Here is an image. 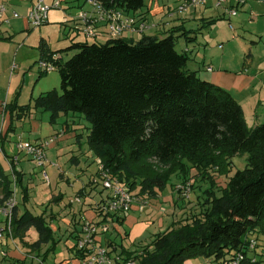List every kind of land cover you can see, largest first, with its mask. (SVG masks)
Wrapping results in <instances>:
<instances>
[{
	"label": "trees",
	"instance_id": "16d2710c",
	"mask_svg": "<svg viewBox=\"0 0 264 264\" xmlns=\"http://www.w3.org/2000/svg\"><path fill=\"white\" fill-rule=\"evenodd\" d=\"M96 1L106 10L134 13L146 1L155 0ZM36 49V66L40 60H50L56 66L59 91L40 93L24 105L16 98L5 104L3 112L9 116L6 133H13L15 122L23 121L32 111L48 112L50 124L59 114H79L89 124L86 144L96 160L133 196L147 203L163 192L173 175L184 183L194 170V178L209 181L201 212L153 234L135 255L120 251L118 256L124 262L184 264L204 257L222 264L227 257L242 253L241 264H261L254 257L257 245L250 250L247 240L250 235L264 236V121L248 129L241 105L228 90L188 71V57L175 50L173 31L164 38L143 36L135 42L117 37L103 43L71 42L55 52H49L40 39ZM72 50L76 52L66 61L52 60L53 55ZM37 70L39 78L48 74ZM58 133L65 132L54 135ZM75 139L80 143L81 136ZM20 154L27 156L16 150L6 157L17 156L16 163L10 161L8 173L0 163V205L13 196L16 200L20 188L23 210L18 213L17 203L12 209L11 236H22L33 228L37 238L29 251L37 255L41 246L49 245L41 255L43 262L59 241L54 240L45 216L26 208L29 188L15 168ZM237 155H246L245 164L232 173V159ZM71 160L74 163V157ZM215 174L226 178L219 194L214 190ZM95 213L100 216L96 207ZM124 219L117 223L123 224ZM107 246L115 247L113 243ZM20 259L14 262L23 264L25 257Z\"/></svg>",
	"mask_w": 264,
	"mask_h": 264
},
{
	"label": "rangeland",
	"instance_id": "374dc122",
	"mask_svg": "<svg viewBox=\"0 0 264 264\" xmlns=\"http://www.w3.org/2000/svg\"><path fill=\"white\" fill-rule=\"evenodd\" d=\"M230 1L231 4L229 3ZM165 2L171 5L176 4L175 0H165ZM210 2L211 0H209ZM62 4L65 3L62 1ZM204 5L205 3L199 5L197 9H203ZM207 5H209L208 2ZM233 6L234 0H225L215 10L216 13L222 11L221 19L216 20L212 25L203 27L194 26L197 29L196 35L200 42L198 49L200 51L205 50L206 52L204 62L201 61L203 59L201 58L199 64L209 65L212 58H222V67L223 65H227L226 69L236 73L246 70L248 75L255 76L257 84L253 87V90L260 87V85L261 87L258 92L253 91V96L250 92L231 94L241 105L246 126L248 129H251L264 121V0H246L245 4L237 7L236 16L229 18L225 10L233 9ZM6 7H8L7 10L12 14L13 9L7 5ZM19 10L17 8L14 9L17 14H21ZM8 11H6V15H9ZM67 17L71 18V14ZM6 18L8 17L6 16ZM45 26L46 24L35 29L30 28L26 30L20 19L9 20L8 23L1 22L0 101L2 103L9 104L16 98L18 104L24 105L40 93L51 89L59 91L60 79L57 70L40 78L38 77L39 71H37L35 63L38 57L36 49L39 42L38 34L39 31L44 30L42 33L51 50L66 48L70 45V40L67 38L65 26ZM181 37L177 40L175 36V50L188 57L190 53H186L185 49L179 51V47L182 44ZM79 40L82 41L83 38H79ZM87 41L91 43L94 40L87 39ZM218 45H221V48H218ZM75 52V50L69 52L63 51L61 53L62 60L66 61ZM29 67L32 68L29 69ZM186 68L188 71H191L187 66ZM27 118L23 122L16 123L15 133L9 134V142L7 146L5 145L8 153H16L13 144L18 138L31 142L45 140L54 135V130L59 132L66 124L70 126V131L67 132L65 137V134H62L63 137H58L55 144L46 149L47 164L44 168L36 166L34 163L27 161V159L25 160L23 154H20V161L16 165V169L23 174V184L29 186L30 192L25 204L26 208L35 215L43 214L53 229L54 240L59 241L54 251L50 252L46 260L43 261V264H63L66 263L65 260H68L67 263L71 264L69 253L73 251L72 249L70 250L73 240L69 238L71 237L69 229L71 231L74 228L79 216V211L74 212L75 209L78 210V208L86 204L83 201V197L90 195L89 193L92 191V189L90 190L91 183H94V174L97 169L96 159L86 144L88 132L86 127L88 128L89 124L81 115L74 113L59 115L55 124L52 125L49 123L48 112L36 110ZM71 133L81 136L80 143H77ZM72 156H76L79 159L78 164L72 162ZM245 158L246 155L234 156L232 159V173L244 167ZM0 163L8 173L10 167L1 152ZM158 169L160 171L161 168ZM44 172L47 177L46 179L43 175ZM195 174L194 170H190L189 179L184 183H181V180L177 176H171L168 185L162 192L167 196H173V200L175 198V202H173L174 208H171L172 210L168 212L169 217L172 218L171 223L178 222L183 224L194 214L202 210L201 204L205 197L203 191L208 188L209 181L194 178ZM87 180H89L87 186L90 188L87 193L84 190V195L83 193H79V189L82 187L83 182ZM212 180L216 184L214 190L216 194H219L218 189L224 186L226 178L215 174L212 176ZM96 184L101 187L99 183ZM95 187H97V194L100 188L98 186ZM20 191L18 187L16 202L19 214L23 210ZM103 192L105 193L106 191ZM1 196L0 191V198ZM76 197L79 198V203L75 202ZM88 213L89 211H87ZM132 213L136 216L139 215L138 212ZM157 215L159 216V213ZM139 216H141L140 219L144 220L147 215L144 212L140 213ZM166 216L164 215V217ZM184 219L187 220L184 221ZM152 220L155 225L152 224L148 227L146 235L148 233L156 234L163 232L170 227L159 228L155 215ZM164 222H166L165 219ZM2 223L3 217L0 214V224ZM5 237L6 244L4 246L0 245V264H19L14 261H21L20 258H23V256L25 257L23 264H34L41 261V255L49 247V245L41 246V251L37 255L29 251V245L37 238V234L33 228L22 236L14 235L13 238L11 235H7ZM255 239L257 247L254 257L260 260L261 264H264V236L257 235ZM150 240L151 237L144 244H147ZM144 244L140 246V249L145 246ZM129 248L130 244L126 246V249ZM184 264L217 263L213 262L212 258L199 257L186 260Z\"/></svg>",
	"mask_w": 264,
	"mask_h": 264
},
{
	"label": "crops",
	"instance_id": "0c3cea01",
	"mask_svg": "<svg viewBox=\"0 0 264 264\" xmlns=\"http://www.w3.org/2000/svg\"><path fill=\"white\" fill-rule=\"evenodd\" d=\"M45 1L47 3H50L52 0H45ZM62 1L65 4H62ZM35 2L36 0H1L0 4H6L10 8H12L13 11L15 8L20 9L19 11L21 12V14H18L19 16L18 18H12L8 10L7 11L9 12V15L5 14L4 18H6L7 16L9 18V19L6 18L8 21L15 20V19L22 20L23 27L26 30H28L30 29V26L25 16H26L28 9ZM60 2H61L60 8L52 9L49 12L48 21L45 23L46 26H53V25H56L58 27L60 25L65 26L67 29V32H66L67 38H69L70 43L71 42H84V41L88 42L87 38L80 31L82 25H81V22L78 20L81 12L90 11L91 9V6L88 4L87 0H60ZM175 2L176 4L171 5L165 2V0L146 1L145 6L139 11L134 12V13L133 12L126 13L128 15L134 16V18H136L137 21H143L144 24L146 25V28L143 30L135 29L133 31L124 32L118 38H121L128 42H135V41L140 40L143 36L162 38V37L167 36L170 33V31L171 32L173 31V36L174 37L176 36L177 40H179V37L182 36L181 37L182 44L179 47V51H182L183 49H188V52L190 53V56H188L187 67L189 68V70L194 71L200 79L209 81L221 88H224L228 90L231 94L232 93L243 94L246 92H250L252 95L253 91L258 92L260 90L261 85L260 87L257 86L258 88L253 90V87H255L257 84L255 76L248 75L246 70L236 73V72H232L226 69L227 65H223L222 67V58L221 59L212 58L209 62V65L199 64V60L201 58H203L201 61L204 62L206 52L205 50L200 51V49H198V45L200 44V42L198 41L197 35H196L197 29H195L194 26L195 25H197V27L207 26V24H204V23H206L208 20L222 18V11L220 13H216L215 11L219 8V7H215L214 5L215 0H211L210 3H209V0H206L205 5L203 6V9L198 10L197 8L199 6H196L195 8L187 9L183 13L177 12L176 7L178 6L179 1L175 0ZM207 2L209 5H207ZM229 3L231 4V1ZM245 3H246V0L244 4ZM70 14H71V18L67 17ZM212 15L214 16L212 17ZM94 27L96 29V36L92 40L97 41L99 43H103L111 38L107 32L105 23H102L101 21H97ZM42 31H39V34H38L39 41L40 39L43 40L49 52L63 50V49L51 50ZM184 32H189V33H187V36H184L182 35ZM79 38H83V40L80 41ZM37 52H38V57H37V60H38L39 51L37 50ZM56 56L57 58H61L62 54L59 53ZM31 68L32 67H29V69ZM207 68H211V71H208ZM4 105L5 103H2L0 101V115H1V118H0V141H1L0 148L2 149V151L0 152L2 153L3 158L6 161L7 159L6 157L12 156L13 154H15V152L8 153L7 148L5 147V145L7 146L9 142L8 140H9L10 133L9 134L6 133V130L9 124V116L7 113L4 114L3 112ZM31 114L28 117H30ZM23 121H20V122H23ZM16 123L18 122H15V129H16ZM15 129L13 133H15ZM60 131L65 132L64 133L65 134L64 137H65L67 135V132L70 131L69 124H66ZM54 133H56L55 130H54ZM73 133L71 134L73 135ZM73 136L76 138L77 134H74ZM40 141L41 140L31 142V141L24 140V142H28V143H37ZM72 157H74V160H75L74 163L78 164L79 159L76 156H72ZM24 158L25 160L27 159V161H30V159L27 156L26 157L24 156ZM88 183H89V180H87L86 182L84 181L82 187L79 189V191L82 190V193L84 195H85L84 190H86V193L87 191H89L90 187L87 186ZM95 186L99 187V185H97L96 183H91L90 190L92 189V191H90L91 192L89 193L90 195L88 197H85V196L83 197V201H85L84 203L86 204L83 207L81 206L80 208H78V210L75 209L74 211V212L79 211V216L75 222L74 228L71 229V231L69 229V232H71V237L69 238L73 240L72 241L73 244H71L70 246L71 247L70 250L72 249L73 251L72 252L70 251L69 253L70 255L69 259H71L70 260L71 264H78V258H77L78 255L75 251L74 244H75L77 237L80 234V231H81L80 225L82 221L83 220L99 221V217L95 213V207H96L97 202L103 199L105 197L104 195H106L107 192L104 193L103 192L104 190H102V188L99 187L100 190L96 194L97 187ZM27 187L29 188V186ZM174 200H173V196H167L166 194L160 193L155 199H149L147 203L148 206L144 207L142 211H139L138 205L134 204L129 214L126 217H124L125 219H124L123 224H120L118 222V224L114 225V228L112 229V231L103 235V238L101 240L103 245L107 246L109 243H113L115 246V250H114L115 252L114 251L112 252V257L115 255V253L118 254L122 250H126L127 252H130L132 254L134 253L137 254L138 252H140L141 250L140 246L146 243L148 239L152 237L153 235V233H148L147 235L145 233L147 232L148 227L150 225L152 224L155 225V223L152 220L154 215L156 216V221H157L159 228H164L165 226L169 227L171 224L172 218L169 217L168 212L172 210L171 208H174V204H173V202H175ZM87 211H89L88 214H87ZM132 212H138L139 215L140 213L145 212L147 215L146 219L142 220L140 219L141 216L139 215L136 216ZM157 213H159V216L157 215ZM164 215H167L168 217L167 216L164 217ZM164 219L166 220V222H164ZM128 244H130V248L126 249V246H128ZM0 245L4 246L3 244H1V242H0ZM134 251H137V252H134ZM65 262L66 263H63V264H68L67 263L68 260H65Z\"/></svg>",
	"mask_w": 264,
	"mask_h": 264
},
{
	"label": "built area",
	"instance_id": "2783aa9c",
	"mask_svg": "<svg viewBox=\"0 0 264 264\" xmlns=\"http://www.w3.org/2000/svg\"><path fill=\"white\" fill-rule=\"evenodd\" d=\"M91 6L90 11L81 12L78 20L81 22L80 31L87 38H95L96 29L94 25L97 21L105 23L107 32L111 38H118L124 32L137 30H143L146 25L143 21H137L132 15H128L121 10L104 9L96 0H87ZM206 0H180L177 6V12L183 13L189 8H195L202 5ZM225 0H215V7H220ZM245 0H234L233 9L225 10L229 17L236 16L237 7L243 5ZM61 7L60 0H52L47 3L45 0H36V2L28 9L26 13V20L31 28H38L44 25L49 18V12L52 9ZM7 11V7L4 4H0V24L1 22H7L3 17ZM12 17L17 18L18 14L12 12ZM232 28L231 26H229ZM221 48V45L218 46ZM186 53L188 49L184 50ZM57 56L53 55L52 60H56ZM37 68L41 72L50 73L56 70V66L50 60H40L37 62ZM211 71V68H207ZM62 134L58 133L45 140H41L39 143H28L21 139H18L15 143V148L18 152L24 153L31 157L34 164L38 167H43L47 164L46 149L53 146L58 137ZM10 161L16 163L17 156H13L10 160L6 159L8 166L10 167ZM97 165V177L94 183H99L102 190L106 191V195L103 199L97 202L96 208L98 210L99 221L85 220L81 223V231L77 237L74 247L75 250L81 255L78 258V264H136L134 260H122L118 254L112 257V252L115 247H108L103 245V235L109 233L114 228L117 221L126 217L134 204L138 205V210L142 211L147 205V201H140L139 197L132 195L129 188L122 185L118 180L111 177L109 171L105 169L102 162L96 160ZM10 170V168H9ZM46 179L45 172L43 173ZM75 202L79 203V198H75ZM15 197H11L0 205V214L3 217V223L0 224V242L6 244V237L11 235V218L12 209L16 206ZM117 218V220H116ZM257 245L255 235H250L247 240V246L250 250H253ZM2 253V252H1ZM4 255V253H2ZM5 256V255H4ZM243 254L237 253L233 256L227 257L222 264H241L243 260ZM36 264H43L39 261Z\"/></svg>",
	"mask_w": 264,
	"mask_h": 264
}]
</instances>
